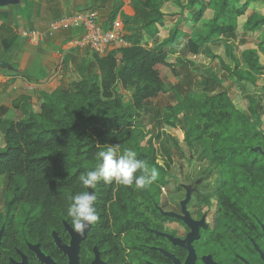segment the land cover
<instances>
[{
    "label": "trees",
    "instance_id": "trees-1",
    "mask_svg": "<svg viewBox=\"0 0 264 264\" xmlns=\"http://www.w3.org/2000/svg\"><path fill=\"white\" fill-rule=\"evenodd\" d=\"M24 1L0 6V55L3 40L16 37L14 17H23ZM147 1L148 10L135 15L136 20L142 17L139 34L124 35L127 45L114 46L103 56L91 54L96 72H83L66 56V86L42 92L38 110L30 109L17 120L0 119V177L5 180V200L14 205L13 209L38 213V220H45L41 225L56 227V221L69 218L66 210L70 197L77 191H88L80 184L79 176L95 168L99 162L97 153L109 146H118L120 152L131 148L138 159L158 169L159 177L142 190L98 182L92 189L97 197V213L107 209L115 216L152 207V198L171 177L169 167L162 166L157 157L159 132H148L144 122L152 108L150 100L166 91L156 65L168 67L176 74L169 55L210 53V43L221 37L262 32L264 27V11L253 10L238 28L237 20L247 13L251 0ZM165 1L174 4L176 12L162 11ZM14 7L18 8L15 16ZM186 10L192 12L190 18ZM117 11L118 8L111 11L109 21ZM129 19H124V26ZM179 19L191 27L190 31L179 28ZM168 22L175 26L166 38L154 42L160 28ZM262 37L257 46L264 55V32ZM144 38L151 43V49L141 43ZM232 52L234 63L222 62L227 78L255 86L258 75L264 72L257 51L247 48L240 58ZM204 84L212 86L182 94L175 92V103L156 112L159 127L179 129L181 137L174 139V145L180 149L179 143H183L190 158L198 154L201 159L221 164L264 162V154L253 150L264 140V131L255 126L261 122L258 98L246 94L248 103L243 111L236 108L227 89L217 80L206 79ZM216 84L221 89L216 90ZM118 86L129 90L128 100L118 92Z\"/></svg>",
    "mask_w": 264,
    "mask_h": 264
},
{
    "label": "flooded vegetation",
    "instance_id": "flooded-vegetation-1",
    "mask_svg": "<svg viewBox=\"0 0 264 264\" xmlns=\"http://www.w3.org/2000/svg\"><path fill=\"white\" fill-rule=\"evenodd\" d=\"M192 158L169 170L152 207L101 210L83 234L69 218L46 227L13 209L2 184L0 264H264V162Z\"/></svg>",
    "mask_w": 264,
    "mask_h": 264
},
{
    "label": "rangeland",
    "instance_id": "rangeland-1",
    "mask_svg": "<svg viewBox=\"0 0 264 264\" xmlns=\"http://www.w3.org/2000/svg\"><path fill=\"white\" fill-rule=\"evenodd\" d=\"M71 0H25L21 6H23L25 13L23 17L19 15L14 17V25H13V34L15 36H19L18 32L21 27L33 28L36 26L33 24V16L34 12L39 10L38 12V24H42L49 21V17L54 14V9L56 6L64 5L63 3H69ZM184 0H181L183 3ZM20 3V1H19ZM18 3V4H19ZM124 4V0H100L99 11L101 16L105 19L109 17L111 11L115 8H119ZM132 7L140 6L143 8L142 10L147 11V0H130L128 3ZM197 8V7H196ZM162 11L169 14L172 12H176V6L171 2H164L162 6ZM253 10H261L264 11V0H251L249 4V9L246 14L240 16L237 20L238 28H240L247 20V15ZM14 12V16L18 14V8H12ZM186 16L190 18L192 16V12L185 11ZM117 15V14H116ZM142 19V17H140ZM140 18L138 19V23L136 22L134 25L126 28L124 27L125 35L129 34H137L138 27L140 26ZM181 18V17H180ZM179 28L183 32L190 31L189 25L179 19ZM21 21V22H20ZM205 21V20H201ZM137 25V26H136ZM136 26V27H135ZM175 26L174 23L168 22L163 27L160 28L158 35L155 37L154 42H159L166 38L169 34V31ZM130 30L131 33H127V30ZM264 32V27L262 32L255 33H237L232 37H221L217 41L210 43V53L209 52H200L198 55L186 54L185 56L180 53L176 55H169L168 61L173 62L176 74H173L170 68L156 65V68L160 71L161 78L165 84L166 91L161 93L154 99H151V109L150 113L145 118V129L150 133L159 132V138L156 139L157 145V157L159 163L162 166H168L169 170L172 171L177 164L193 162V158L189 157V152L187 147L183 143H179L180 149L174 145V139H179L181 137V132L177 128H173L167 125H162L159 127L158 118L156 116L157 110H161L164 106L168 104H173L176 101V93H185L188 91H200L202 89H206L207 87H211L212 85L204 84L207 79L208 82L211 79L217 80L221 83V87H225L228 91V94L232 101L234 102L236 108L246 111L248 100L245 98L246 94H252L256 98H258V112L260 113V123H256L255 126L258 129H262L264 131V72L258 75L257 84L255 86L249 83L235 82L229 78H227V71L222 65V62L225 64H233L232 56H230L231 50L232 53L236 55L237 58H240L241 52L247 48H251L257 51L259 61L264 63V55L259 50L257 46L258 41L263 39L262 33ZM141 43L146 48H152L151 43L147 42L146 39L141 40ZM204 48V47H203ZM89 59H76V64H79V68L83 72L88 74L96 72V66L93 63V59L91 57V53L88 52ZM213 55H217V58L212 57ZM175 86V88H174ZM215 89H221V87L217 84L214 85ZM220 87V88H219ZM118 92L122 94L125 100L130 98L129 90L122 89L120 86L117 88ZM152 117H156L155 120ZM1 136V133H0ZM0 146H1V138H0ZM189 158V161H188ZM5 180L3 177H0V196L2 191V184L4 185ZM172 183V182H171ZM169 183L163 188L164 189H173V184ZM162 191V190H161Z\"/></svg>",
    "mask_w": 264,
    "mask_h": 264
},
{
    "label": "crops",
    "instance_id": "crops-1",
    "mask_svg": "<svg viewBox=\"0 0 264 264\" xmlns=\"http://www.w3.org/2000/svg\"><path fill=\"white\" fill-rule=\"evenodd\" d=\"M128 3L130 0H124V4L118 8L116 15L122 21L130 18L126 28L138 23L140 16L136 20V14L144 13L140 6L135 8ZM63 4L56 6L54 14L43 26L38 24L39 10L37 9L32 18L33 24L37 25L33 28L44 29L51 21L61 16L87 8H93L99 12L100 21L104 26L109 23L108 18L104 19L99 11L100 0H71L68 4ZM141 21L140 18V25ZM127 31L128 34L131 33L129 29ZM78 32L79 30L75 29L57 32L53 37L37 46L29 44L20 36H16L15 39L11 37L9 40H3L1 56L5 62L12 66V69L0 67V119L3 122L8 119H20L30 109L38 110L42 92L50 93L67 85L68 78L63 72V60L66 56H69L78 68L79 64H76L74 58L89 59L88 50L77 48L70 41L72 36ZM137 34L139 33L137 32ZM59 67H62V71L60 75H57L55 71Z\"/></svg>",
    "mask_w": 264,
    "mask_h": 264
},
{
    "label": "clouds",
    "instance_id": "clouds-1",
    "mask_svg": "<svg viewBox=\"0 0 264 264\" xmlns=\"http://www.w3.org/2000/svg\"><path fill=\"white\" fill-rule=\"evenodd\" d=\"M98 164L92 170L79 176L80 184L86 189H94L98 182H113L142 190L151 185L159 177L155 166L146 160L138 159L131 148L119 151L118 146H109L97 153ZM137 173H139L137 175ZM97 197L94 191H77L70 197L66 214L70 218L72 228L80 234L98 221L99 216L94 207Z\"/></svg>",
    "mask_w": 264,
    "mask_h": 264
},
{
    "label": "built area",
    "instance_id": "built-area-1",
    "mask_svg": "<svg viewBox=\"0 0 264 264\" xmlns=\"http://www.w3.org/2000/svg\"><path fill=\"white\" fill-rule=\"evenodd\" d=\"M79 30L70 41L77 48L88 50L91 54L105 55L114 46L127 45L124 38L123 21L116 16L105 27L100 21L99 12L93 8L76 11L51 21L44 29L21 27L18 35L34 46L44 43L57 32L63 30ZM62 67L55 73L60 75Z\"/></svg>",
    "mask_w": 264,
    "mask_h": 264
},
{
    "label": "water",
    "instance_id": "water-1",
    "mask_svg": "<svg viewBox=\"0 0 264 264\" xmlns=\"http://www.w3.org/2000/svg\"><path fill=\"white\" fill-rule=\"evenodd\" d=\"M19 1L20 0H0V6L16 5L19 3ZM0 67L3 69H12V66L3 60L1 55H0ZM254 150H257V151L264 153L262 151L261 147H255ZM89 191H92V190L89 189Z\"/></svg>",
    "mask_w": 264,
    "mask_h": 264
}]
</instances>
